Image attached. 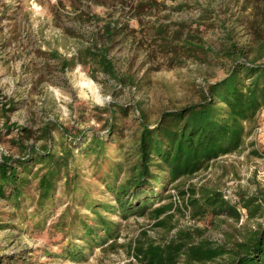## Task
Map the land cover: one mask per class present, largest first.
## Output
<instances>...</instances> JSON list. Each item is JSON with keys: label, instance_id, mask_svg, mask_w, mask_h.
Wrapping results in <instances>:
<instances>
[{"label": "trees", "instance_id": "trees-1", "mask_svg": "<svg viewBox=\"0 0 264 264\" xmlns=\"http://www.w3.org/2000/svg\"><path fill=\"white\" fill-rule=\"evenodd\" d=\"M138 4L159 5L157 0ZM201 8L196 28L218 25L224 36L218 49L197 30L170 34L166 23L150 26L159 48L178 63L207 54L217 61L224 59L220 61L224 75L199 88L197 101L163 109L153 121L139 104L113 101L104 106L108 113L105 134L87 135L53 122L35 129L16 126L13 143L18 154L0 158V200L14 209L11 220H25L23 202L30 198L31 225L43 229L60 188L61 209L49 227L58 235L59 257L66 261L85 259L95 248L106 254L124 247L141 264H264V194L239 187L233 202L221 190L186 183L220 156L237 152L264 109V0L241 1L233 24L239 22L245 28L243 44L233 37L234 25H226L212 9ZM91 18L97 24L95 32L70 59L61 60V67L80 64L123 87L135 86L134 76L119 73L109 56L120 25L98 15ZM12 110L14 105L9 103L0 108L5 134L13 129L8 124ZM135 111L137 126L128 133L126 121ZM52 130L60 131L58 148L53 147ZM77 142L83 146H74ZM82 157L89 160L86 167L102 188H86L77 162ZM238 206L245 208L249 219H260L254 228L247 224L242 229L233 224L222 227L227 218L239 221ZM186 209L193 220L222 230L223 239L204 237L198 225L177 228L173 218ZM130 216H147L153 228L173 232L158 242L141 228L128 242L120 243L123 223ZM12 257L0 254V263Z\"/></svg>", "mask_w": 264, "mask_h": 264}, {"label": "rangeland", "instance_id": "rangeland-1", "mask_svg": "<svg viewBox=\"0 0 264 264\" xmlns=\"http://www.w3.org/2000/svg\"><path fill=\"white\" fill-rule=\"evenodd\" d=\"M241 1L157 0L158 6L148 8L145 4L137 5L141 0H0V108L5 103L14 105V110L8 113V124L13 126L9 134H5L0 117V158L3 154H18L13 143L18 133L16 126L35 129L45 122H53L73 131L83 130L87 135L105 134L108 113L104 112V106L113 101L124 105L139 104L150 121L163 109L197 101L199 88L224 75L220 64L224 59L217 61L207 54L208 57L187 58L178 63L171 58V53L159 48L150 26L168 23L165 27L170 34L176 30L187 33L197 30L209 45L218 49L224 38L218 25L201 24L196 28L201 7H207L217 18L225 20L226 25H234L233 37L243 44L246 43V30L239 22L233 24L240 14ZM92 15L100 16L101 20H115L120 25L109 56L119 73L134 76L135 86L123 87L102 72L91 71L80 64L61 67V60L70 59L78 46L87 44L86 39L95 32L97 24ZM66 28L73 33H68ZM133 114L130 113L126 121L128 133L137 126L133 118L137 111ZM51 134L53 147L58 148L60 131L52 130ZM81 144L77 142L74 146H83ZM253 150L257 153H252ZM262 157L264 109L237 152L220 156L207 170L197 173L186 183L204 185L226 194H233L239 187L264 194ZM88 161L87 157L77 161L83 183L86 188L100 189L102 184L86 167ZM60 196L59 188L50 208L52 216L43 229L31 225L30 198L23 202L25 220H11L14 209L6 200H0V223H8L0 227V254L13 255L0 264H141L127 254L124 247L106 254L95 248L78 262L59 257L61 245L56 243L59 237L49 226L61 209L57 201ZM65 200L63 196L62 202ZM239 213L238 222L227 218L222 227L229 228V224H233L242 229L247 224L254 228L260 221L249 219L246 212ZM173 221L177 228L198 225L203 228L204 237L216 241L223 239L222 230L207 225V221L193 220L187 209L183 214L177 213ZM123 224L118 238L123 244L141 228L158 242L173 232L153 228L147 216H130Z\"/></svg>", "mask_w": 264, "mask_h": 264}, {"label": "built area", "instance_id": "built-area-1", "mask_svg": "<svg viewBox=\"0 0 264 264\" xmlns=\"http://www.w3.org/2000/svg\"><path fill=\"white\" fill-rule=\"evenodd\" d=\"M262 158H264V157H262ZM223 193H224V192H223ZM224 196H225L226 198L231 199L233 202H236V198L233 196V194H226V193H224ZM238 210L241 211V214H242V211H243V212H246L245 208H243V207H241V206H238Z\"/></svg>", "mask_w": 264, "mask_h": 264}]
</instances>
